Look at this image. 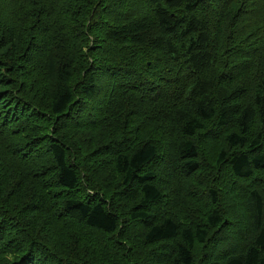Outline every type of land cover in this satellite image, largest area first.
Masks as SVG:
<instances>
[{
	"label": "trees",
	"instance_id": "trees-1",
	"mask_svg": "<svg viewBox=\"0 0 264 264\" xmlns=\"http://www.w3.org/2000/svg\"><path fill=\"white\" fill-rule=\"evenodd\" d=\"M0 264H264V0H0Z\"/></svg>",
	"mask_w": 264,
	"mask_h": 264
},
{
	"label": "rangeland",
	"instance_id": "rangeland-1",
	"mask_svg": "<svg viewBox=\"0 0 264 264\" xmlns=\"http://www.w3.org/2000/svg\"><path fill=\"white\" fill-rule=\"evenodd\" d=\"M111 73L113 74V76H115V78L113 79V80H117V79H119V78H121L124 82H125V80L127 79V78H125L124 76H120V77H118V76H116V74L114 73V71H111ZM128 73H129V71H128ZM138 71H136V70H133V74L135 75V76H137L138 75ZM146 75H147V72L146 71H143L142 72V74H141V79H144L145 77H146ZM136 81V79H134V80H132V81H129V82H125V84H123V86H122V88H121V90H120V92L119 93H116V94H118L119 96H123V97H129L130 95H132V90H131V87H132V85H133V83ZM130 87V88H129ZM143 87V86H142ZM143 88H146V87H143ZM110 89V87H108V90ZM116 94H114V95H116ZM71 131V130H70ZM37 134L39 135V130H37ZM166 173H169V171L167 170V172ZM175 186V185H174ZM200 202H202V201H200ZM201 247H200V249H199V251L196 253V256L199 258V252H201Z\"/></svg>",
	"mask_w": 264,
	"mask_h": 264
}]
</instances>
